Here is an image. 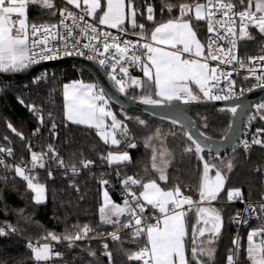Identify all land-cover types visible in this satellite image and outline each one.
<instances>
[{
    "label": "snow or ice",
    "instance_id": "obj_1",
    "mask_svg": "<svg viewBox=\"0 0 264 264\" xmlns=\"http://www.w3.org/2000/svg\"><path fill=\"white\" fill-rule=\"evenodd\" d=\"M64 2L66 5L64 8L56 9L55 0H0V71H19L40 61L56 59L61 52L65 56L74 53L85 55L84 51H77L82 48L91 53L87 56L89 60L98 59L101 66L111 70L109 78L120 93H126L129 87L139 88L140 101L146 105H170L173 101L181 100L184 103L194 102L201 99L200 93L208 100L238 99L235 91L236 82L231 79L233 71L237 69L225 71L220 66L235 64L239 69H245L246 62L237 54L239 40L254 39L250 29H255L259 34L264 35V0H247V3L245 0H239V11L234 0H204V2L195 0L192 4H164L163 10L171 13L175 8L178 10V15L158 24L151 32L150 38L145 34V25L137 23L138 12L133 0H127V3L126 0H106V3L102 0H64ZM29 5L50 10L52 16L59 14L61 18L57 24L29 23L27 16ZM67 5L73 6L78 11L70 10ZM146 19L154 22L152 6L147 8ZM200 21L207 25L206 42L198 38L197 30L193 26ZM100 26L116 29L119 35H113ZM137 29L139 31H136ZM41 33L42 38L36 39ZM128 35L137 39L133 41L123 38ZM159 45L167 46L168 50ZM256 60L264 62V56L249 58V62ZM210 61L217 62L216 66H210ZM137 66L143 73L141 78L133 77L129 71L131 67ZM248 71L259 82L257 86L264 87V74L256 75L254 68H248ZM248 78V76L244 77V79ZM222 79L227 82L226 88L219 87ZM145 81L149 85L147 91L144 87ZM192 83L198 86V92H194L190 87ZM213 89L218 91L214 93ZM240 94H243V89L240 90ZM63 96L67 121L95 129L96 134L105 144L119 146L126 143L128 147H136L135 143H131L127 124L119 120L110 110V98L102 88H98L95 84L74 81L63 86ZM241 107L242 105L235 104L228 111L235 116ZM256 107L257 113L249 117V125L257 118L264 121V104ZM31 110L34 113L39 112L35 106H32ZM39 118L42 123L43 117ZM109 118L110 123L107 122ZM125 119L132 118L126 116ZM135 119L140 125L146 124L139 117ZM172 123L182 122L173 119ZM231 127L229 125V128ZM8 128L24 139L23 134L11 124H8ZM55 128L56 124L53 123L52 129ZM36 131L38 132L39 129ZM261 134H264V128H257L252 144L264 145V140L257 138ZM118 135L120 138H117ZM160 135V130H156L153 137L147 138L146 146L152 147L151 140L158 139ZM185 135L191 142L185 148V153H195L197 159L203 162L198 201H194L190 196H184L178 185L166 190L157 183V179L144 182L142 178L126 176L122 179L123 204L113 202L109 192L105 190L103 203L99 208L100 223L111 225L114 231L106 234L95 233L89 237V233L95 230L88 224L72 225L74 231L66 228L65 232L59 235L48 232L44 239L57 243L66 241L67 246L72 248L77 246V241L103 238L105 235L110 236L113 241H121V230L131 229V240L138 242L144 239L145 243L128 256L129 260L142 264H214L213 245L222 229V216L217 209L211 207V203L218 201L220 194L225 191L226 172H231L233 163L228 161L223 170L216 164L209 163L202 153L206 148L211 153V148L207 144L210 138L204 133L199 134L202 139L194 138L187 131ZM243 146L247 150L250 145L244 141ZM29 150L31 152L30 145ZM0 153L12 156V149L0 147ZM49 154L58 167L67 169L68 166L64 164L63 158L59 157L52 145H48L46 153L31 152L30 167L23 160L20 164L10 165L0 156V166L13 171L16 177L26 182L27 189L34 193L33 199L37 205L45 202L46 186L39 182L38 174L34 169L44 168L43 161ZM101 158L107 160L109 165L131 162L127 151L109 152L106 157ZM172 159V154L166 148H153L151 166L158 174V180L165 184L169 179L167 168L171 165ZM81 163L82 167L87 168L93 162ZM213 169L215 173L210 175ZM70 170L73 175L79 174L75 165H71ZM145 171L147 172V169ZM48 175L52 176L51 170L48 171ZM116 175L120 176L119 171ZM0 179L6 178L0 177ZM99 182L102 186L109 184L105 179ZM136 187L142 190L137 193ZM227 199L230 202L243 201L241 190H227ZM205 204L209 206H204ZM185 205L188 206L187 209L184 208ZM193 209L197 221L192 225L189 255L186 247L189 231L185 218ZM257 209L259 213L264 214V204L249 205L246 211L255 213ZM20 214L23 215V210ZM238 217L239 214L237 220ZM24 219L31 218L24 217ZM201 220L203 227L199 226ZM6 229L12 233L17 231L13 225L7 223L0 226V236L7 234ZM257 237L260 238L259 242H256ZM233 244L235 251L228 255L227 264H234V258L235 264L239 261L241 247L239 238L235 239ZM247 244L246 259L250 264H264V227L250 231ZM27 247L32 251L37 264L50 261L53 257H62V253L53 252V245L50 243L33 245L29 242ZM102 247L103 255L111 260L108 244L104 243ZM88 252L90 256H96L94 250L88 249Z\"/></svg>",
    "mask_w": 264,
    "mask_h": 264
},
{
    "label": "trees",
    "instance_id": "obj_2",
    "mask_svg": "<svg viewBox=\"0 0 264 264\" xmlns=\"http://www.w3.org/2000/svg\"><path fill=\"white\" fill-rule=\"evenodd\" d=\"M190 1L195 2V0H133V3L138 12L139 23L145 25V32L149 36L156 25L173 17L172 12L163 10L164 4L178 5L181 2ZM245 2L247 3V0ZM235 3L240 9L239 0H235ZM149 6L154 9V22L146 19ZM55 7L61 9L58 5ZM58 18L59 14L52 16L50 10L35 5L30 6L29 19L31 23L54 21ZM194 27L207 40L206 23L203 21L196 22ZM254 37L253 40L243 44V49L248 54L259 55L264 51L262 50L264 35L256 32ZM41 76L42 78H39V75L17 85L10 82H0V147L12 148L15 162L21 163L23 160L25 164L31 166V152L46 153L48 145H52L59 157L63 158L65 165L81 166L82 161H92V168L81 172L79 175H72L61 170L49 154L43 161L45 163L44 170L36 173L39 182L47 188V200L37 205L34 202L33 193L27 189L26 182L16 177L13 171L0 166V177L6 178L0 179V224L10 223L17 229L15 233L0 236L1 264H37L27 245L29 242L33 245L46 242L44 237L48 232L59 235L64 233L66 228L74 231L71 228L72 225L83 226L84 224H88L95 230V232L89 233V237L95 233L106 234L114 231L111 225L100 223L99 208L101 207L102 185L99 181L101 179L109 181V184L105 186L117 203H120L118 187L115 184L117 171L123 177L134 176L142 178L144 182L151 179L158 181V174L151 166L155 139L151 140L152 147L146 146L147 138L153 137L158 129L161 133L160 136L167 138L168 147L175 155V161L168 168V182L164 186L172 188L178 185L181 191L197 199V190L202 173L201 162L195 153H185V148L191 143L180 128L152 118L139 110H124L111 103L112 107L123 111L132 118L125 119L124 116L116 113L119 120L127 124L130 130L131 143H135L136 147H128L126 143L119 146H112L110 143L105 144L96 134L95 129L73 124L67 121L64 115L63 84L80 78L93 81L90 74L75 66H65L43 72ZM144 87L147 91L149 88L147 81H145ZM128 93L133 96H141V92L134 88H130ZM32 106H35L39 112L34 113L31 110ZM190 112L205 133L221 138L227 132L230 123L228 113H222L217 108L195 109ZM40 116L43 117L42 123ZM136 117L144 120L146 124L140 125L136 121ZM53 123L56 124L55 130L52 129ZM8 124L22 133L24 139L12 132L8 128ZM37 129H39L38 132ZM117 138H120L119 135ZM243 150L226 155L230 156ZM255 150L257 157L262 161L259 149ZM112 151L129 152L131 162L109 165L107 160H103L101 157H106ZM205 156L209 162L219 160L217 158L210 159L208 153H205ZM215 163L217 164V161ZM49 170L52 172L51 177L48 175ZM228 181L231 182L229 179L227 184ZM256 194L259 198L258 187L252 185L245 187L243 196L256 199L254 198ZM220 209L225 220V227L214 244V264H227L228 255L235 251L231 217L236 211V206L226 204ZM21 210H23V215L20 214ZM24 217L31 219L25 220ZM194 222L195 219L191 222V231ZM255 227H257V223L251 225L244 232ZM131 231V229H122L120 232L121 241H113L110 236L105 235L103 238L97 237L77 241V246L72 248L67 246L66 241H62L53 249V252L62 253V257H53L52 260L40 262V264H142V262L128 259L130 254L136 252L145 243L144 239L133 242L130 235ZM244 235L245 233L242 237ZM104 243L108 244L111 260L108 256L103 255L102 245ZM188 244L190 255L191 232ZM243 244L242 242L238 264H250V261L246 259L245 245ZM88 249L94 250L96 256H90Z\"/></svg>",
    "mask_w": 264,
    "mask_h": 264
},
{
    "label": "water",
    "instance_id": "obj_3",
    "mask_svg": "<svg viewBox=\"0 0 264 264\" xmlns=\"http://www.w3.org/2000/svg\"><path fill=\"white\" fill-rule=\"evenodd\" d=\"M65 66H75L79 69H82L90 74L95 84L98 88H102L106 93L107 97L110 98V103L115 106L124 109V110H139L148 116L155 118L157 120L163 121L165 123L171 124L175 127L180 128L185 135V132H190L194 138L202 139L200 137V133H204L210 139L207 141V144L211 148V153L215 154H227L236 145L239 140L243 124L244 118L246 114L250 111L252 105L261 100L264 97V87H256L251 89L250 91L244 93L242 96L237 98H233L230 100H208V99H200L198 101L184 103L183 101H173L170 105H146L140 101V96H133L128 93V88L126 93L122 94L117 90L114 82L109 78L107 72L104 67L101 66L95 60H89L87 57L81 55H68L65 57H61L56 60L50 61H42L35 64L30 65L28 68L19 70V71H0V82H10V83H21L29 79H33L38 74L46 72L52 69H58ZM137 77V76H134ZM141 78V77H137ZM138 91L140 89L138 88ZM159 99L157 97H153ZM235 104L242 105L241 108L237 110V114L235 116L232 115L228 109ZM202 108H217L222 113H228L230 115V123L232 127L229 128L227 132L221 137L216 138L207 133H205L198 125V122L191 114L190 111L195 109ZM176 119L181 121L182 123L173 124L172 120ZM187 138V136L185 135ZM191 143V142H190ZM205 153H209L206 148L202 155L205 157V160L208 159L205 156ZM201 162V161H200ZM209 162V161H208ZM211 163V162H209ZM203 166V162H201V168ZM215 169L212 170L210 175H214ZM202 177V173H201ZM201 181V179H200ZM227 187V182L225 185V191ZM223 191L220 196L225 193ZM199 200V194L197 196ZM216 201L211 203V207L215 204ZM204 206H209L205 204ZM196 216V214H195ZM222 216V215H221ZM197 221L194 222V224ZM200 227H203V221L200 222ZM224 228V218L222 216V229ZM221 233V232H220ZM206 235H208L206 233Z\"/></svg>",
    "mask_w": 264,
    "mask_h": 264
},
{
    "label": "built area",
    "instance_id": "obj_4",
    "mask_svg": "<svg viewBox=\"0 0 264 264\" xmlns=\"http://www.w3.org/2000/svg\"><path fill=\"white\" fill-rule=\"evenodd\" d=\"M234 2H235V0H234ZM69 9L72 10V11H78L74 7H69ZM237 10L239 11L240 9H238V7H237ZM60 18L61 17L59 16V18L54 20V21H47V22H43V23H37V25H41V24H57L59 22ZM69 23H70V21H69ZM100 27L102 29H104V30L110 31L113 35H119V33L117 32L116 29H109L106 26H100ZM206 28H207V25H206ZM136 31H139V29H137ZM250 31L252 32L253 36H255V33L258 32L255 29H250ZM206 33H207V31H206ZM145 34H146V32H145ZM42 35H43L42 33L39 34L36 37V39L42 38ZM146 36H148V35L146 34ZM207 36H208V33H207ZM123 38L130 39V40H133V41H135L137 39V37L132 36V35H128V36L123 37ZM251 40H253V39H251ZM251 40L242 39V40H239V42H238V52H237V54H238V56L240 58L244 59V61L246 62L247 67L245 69H239L238 66L235 65V64H233L231 66H228V65H221L220 66L221 68H224L225 71H232L233 68L237 69L239 74H237V71H233V75H232L231 79L235 80V82H236L235 83V91H236L238 97H240L244 93L250 91L249 89H253V88L258 87L257 85H258L259 82L255 79L254 76H252L249 73L248 68H254L255 72H256V75L264 74V62L259 61V60L249 62V58L250 57L258 58L260 56H264V51H263V53H261L259 55H251V54L246 53L244 51V49H243V44L246 43V42H249ZM84 42H87V41H84ZM263 46H264V43H263ZM225 47H227V45H225ZM263 49H264V47H263ZM77 51H84L85 55H81V56H84V57H87L88 55L91 54L88 50H85V49H82V48L77 49ZM73 55H79V54H75L74 53ZM61 57H65V55H63V52H61V54L56 59H59ZM56 59H53V60H56ZM44 61H50V60H44ZM95 61L98 62V59H96ZM40 62H42V61H40ZM216 63L217 62H215V61H210V66H216ZM257 65H260V66H257ZM104 69H105V71L107 72V74L109 76V72L111 70L107 69L105 67H104ZM129 71H130V73H131V75L133 77L134 76L141 77V71H140L138 66L137 67H131L129 69ZM41 74H38L37 76L40 75L39 78H42ZM245 76H248L249 78L248 79H244ZM14 84L17 85L19 83H14ZM226 86H227V82L222 79L219 87H225L226 88ZM209 87H211V84H209ZM130 88H134V89L138 90V88H136V87H129L128 90ZM241 89H243V94L242 95L240 94V90ZM217 91H218L217 89H213L214 93H216ZM220 94H223V93H220ZM201 95H202V93H201ZM201 99H207V98H201ZM260 104H264V97L261 100L255 102L252 105L250 111L246 114V116L244 118V124H243V128H242L239 140L236 143V145L234 146V148L232 149V151L229 152V153H231V152H234V151L245 149L244 146H243V142L247 141L249 143V145H250L248 149L256 148V149H259L261 151L262 169H263V173H262V190H261L262 194H261V196L259 198L249 199V198H245L243 196V201L234 200V201L230 202V201H228V199L226 197L225 203L236 206V211L233 213V215L231 217V222H232V225H233L234 240L237 239V238H239V240H241L244 231L246 229L250 228V226L253 225L254 223H257V227H255L254 230H260L261 227H264V214L259 213L258 209H257V211L255 213H250V212L246 211V209L248 208L249 205L258 206L260 204H264V145H262V144H252V138H253L254 134H256L257 128H264V121H262L259 118H257L256 120L252 121L251 124L249 125V117L252 116L253 114L257 113V107L256 106L260 105ZM257 138H259L261 140H264V134H261ZM3 148L8 149L10 147H3ZM47 150H48V148H47ZM224 155H226V154L208 153V157L210 159H213V157H215V159L216 158L217 159H221V158L224 157ZM0 156H2L5 159L6 163H8L10 165L20 164V162H15V160L13 159V150H12V156H7L6 153H0ZM76 167L79 170V174H80L83 171L90 170L92 168V165H90L87 168L82 167V165L81 166L76 165ZM70 168H71V166H68L67 169L64 168V167H60V169L63 170L64 172L70 173V174L73 175V173L71 172ZM41 170H44V168H39L38 167V168L34 169V172L37 173V172H39ZM124 177H126V176H124ZM124 177L121 176V175L119 177L117 175H115V184L118 187L119 197H120V204L121 205L123 204V197H124V187H123V184H122V179ZM135 178H137V177H135ZM137 179H139V178H137ZM135 191L137 193H139V187H136ZM77 192H79V190ZM181 192H182V194L184 196L192 197L191 195H189V194H187V193H185L183 191H181ZM192 199L194 201H198V199H194L193 197H192ZM184 208L187 209L188 206L185 205ZM150 212H151V210H150V207H149V214H150ZM237 214H239L238 220H237ZM258 216L260 218H257ZM4 225L5 224H0V226H4ZM6 232L7 233H12L8 229H6ZM255 239H256V241H259L260 238L257 237ZM47 242L53 245V249L58 244L57 242L51 241L50 239L47 240ZM234 264H235V258H234Z\"/></svg>",
    "mask_w": 264,
    "mask_h": 264
},
{
    "label": "rangeland",
    "instance_id": "obj_5",
    "mask_svg": "<svg viewBox=\"0 0 264 264\" xmlns=\"http://www.w3.org/2000/svg\"><path fill=\"white\" fill-rule=\"evenodd\" d=\"M74 81H83L85 84H95V82L92 80H89L86 78H80L78 80L67 81L63 84V86L65 84H71ZM63 86H62V94H63ZM200 96H201V98H204L202 95H200ZM63 105H65L64 96H63ZM109 107H110V110L115 114L118 113L119 115L124 116V118L126 116L130 117L128 114L124 113L123 111L117 110L114 107H112L111 103L109 104ZM64 115H65V108H64ZM107 122L110 123V118L108 119ZM83 126H85V125H83ZM110 145H111V143H110ZM153 145H154L155 149L166 148L168 150V152L171 151L168 147V144H167V138L164 136H160L158 139H155V141L153 142ZM112 146H114V145H112ZM255 149L256 148L243 150L241 152L235 153V154L230 155V156L226 155L219 160H215V161H217V164L215 163V161H210L211 163L216 164V166L222 170L225 169V165L228 161H231L233 163V168H232L231 172H226L227 180L230 179L231 182L228 181L229 183L227 184L225 193H223L220 196V199L218 201H216L215 204L213 205V207L215 209H217L221 213V215H222V211H221L220 207L223 205H226L225 200L227 197V190H229V189H240L242 192V195H244L245 187H248V186L251 187L252 185H256L258 187V189H260V193H261L263 169H262V162L257 157V155H256L257 151ZM112 152L113 153H120V152H124V151H112ZM260 153H261V151H260ZM222 161H223V163H222ZM112 165H116V164H112ZM105 190H107L109 192V190L106 186H102L101 187V205L103 203V192ZM109 196H110L111 200L113 202H115L113 200L110 192H109ZM197 196H198V192H197ZM197 196H196V198H197ZM254 196H255L254 198H257L258 194L254 195ZM33 197H34V193H33ZM46 200H47V188H46V199H45V201ZM117 204H119V203H117ZM227 206H229V205H227ZM190 219H191V221H192V219H194L192 215H190L189 220ZM252 230H254V229H252ZM242 242H244V244H246V246H248L247 240L244 238V236L241 238V247H242ZM256 242H259V241H256ZM44 243H48V242L47 241L42 242L39 245H42ZM214 246L215 245H213V247ZM32 257H33V253H32ZM33 259H34V257H33Z\"/></svg>",
    "mask_w": 264,
    "mask_h": 264
},
{
    "label": "crops",
    "instance_id": "obj_6",
    "mask_svg": "<svg viewBox=\"0 0 264 264\" xmlns=\"http://www.w3.org/2000/svg\"><path fill=\"white\" fill-rule=\"evenodd\" d=\"M102 2H104V3H106V0H102ZM200 2H204V1H200ZM126 3H127V0H126ZM181 3H188V4H192V3H194V2H181ZM134 4V3H133ZM56 5H58L60 8H64L66 5H65V2H64V0H55V6ZM30 6L31 5H29V7H28V10H27V16H28V21H29V23H31V21H30V19H29V9H30ZM67 7L69 8V7H73V6H71V5H67ZM172 13H173V17H175V16H177L178 15V10L177 9H173L172 10ZM167 21V20H166ZM165 22V21H164ZM202 22V21H201ZM137 23L139 24V18H138V15H137ZM160 24V23H159ZM125 26H128V24H127V21H126V24H125ZM157 26V25H156ZM155 26V27H156ZM194 26V25H193ZM154 27V28H155ZM154 29H152L151 30V32L153 31ZM151 32L149 33V38H150V35H151ZM197 34H198V38L202 41V42H206V40H205V36L203 37V36H201L199 33H198V31H197ZM160 47H162V48H165L166 50H168L167 49V46H165V45H159ZM141 77H143V73L141 72ZM149 86V85H148ZM190 87H192V89H193V91L194 92H198V86L197 85H195L194 83H192L191 85H190ZM153 91H154V89H153ZM200 95H201V93H200ZM157 98H159V97H157ZM170 153L172 154V157H173V159H172V163L175 161V155H174V153L172 152V151H170ZM262 162V161H261ZM171 163V164H172ZM169 168V167H168ZM168 168H167V175H168ZM157 183H159L160 184V186L162 187V188H164V189H170L171 187H165L164 186V184L165 183H163V182H161V181H157ZM142 189L141 188H139V192L141 191ZM259 191H260V189H259ZM261 194H262V191H261V193H260V196H261ZM117 203V202H116ZM120 204V203H119ZM227 204V203H226ZM220 213V212H219ZM194 214V215H193ZM221 214V213H220ZM190 215H192V216H194V219L196 220V216H195V211H194V209H193V211H190V212H188V214H187V216H186V222H187V225H188V231H189V237H190V232H191V222L193 221V219H192V221H191V219L189 220V217H190ZM233 215V214H232ZM223 216V215H222ZM224 227H225V220H224ZM224 229V228H223ZM223 231V230H222ZM221 231V232H222ZM251 230H247L246 232H244L245 233V235H244V238L247 240V236H248V234H249V232H250ZM221 234V233H220ZM219 234V235H220ZM189 239V238H188ZM244 243V242H243ZM243 245H245L244 246V248H245V251H246V248H247V246H246V244H243ZM186 247H187V250H188V254H189V244H188V240L186 241ZM0 264H1V262H0Z\"/></svg>",
    "mask_w": 264,
    "mask_h": 264
}]
</instances>
